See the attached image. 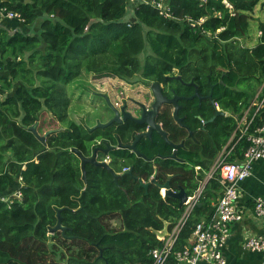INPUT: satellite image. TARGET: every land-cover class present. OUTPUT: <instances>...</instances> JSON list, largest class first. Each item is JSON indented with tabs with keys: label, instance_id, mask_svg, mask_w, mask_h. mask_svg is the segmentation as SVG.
Instances as JSON below:
<instances>
[{
	"label": "trees",
	"instance_id": "16d2710c",
	"mask_svg": "<svg viewBox=\"0 0 264 264\" xmlns=\"http://www.w3.org/2000/svg\"><path fill=\"white\" fill-rule=\"evenodd\" d=\"M228 1L231 9L222 0H165V17L159 0H0L21 16L18 24L39 31L0 26V198L19 184L22 194L9 208L0 199V264H153L150 252L164 243L158 233L167 238L185 211L159 185L170 178L173 192L192 196L222 152L226 162L243 159L249 146L240 138L244 115L249 133L264 122V23L255 45L240 42L261 0ZM83 71L96 80L157 82L186 97L194 93L187 85L193 81L201 104L180 102L184 126L167 104L156 120L178 145L175 157L154 132L137 142L141 157L125 147L110 152L111 167L131 175L115 183L106 169L86 164L84 183L72 149L88 156L96 141L126 146L146 127L127 120L90 130L71 121L66 87ZM47 115L56 129L43 131ZM218 177L215 171L204 184L164 264H178L175 253L213 214L222 191ZM58 210L65 230L49 235ZM113 219L119 227L111 226Z\"/></svg>",
	"mask_w": 264,
	"mask_h": 264
},
{
	"label": "built area",
	"instance_id": "2783aa9c",
	"mask_svg": "<svg viewBox=\"0 0 264 264\" xmlns=\"http://www.w3.org/2000/svg\"><path fill=\"white\" fill-rule=\"evenodd\" d=\"M131 3L137 0H128ZM205 2V0H201ZM222 3L231 9L228 0H222ZM155 5L160 9V13L165 17H169V8L165 4V0H159ZM16 20L22 23V18L18 13L9 10L0 3V24L4 21ZM203 22V18L198 21V24ZM258 38L261 32L257 33ZM261 103L259 104V107ZM243 120V119H242ZM241 120V121H242ZM240 121V123H241ZM239 123V125H240ZM250 122L245 119L241 124V137H246L249 142L248 148L243 153V159L239 162L229 163L224 161L223 152L218 156L211 170L206 174L204 180L196 190L189 196L184 204L185 211L170 235L166 238H161L164 241L161 248L153 249L150 252L153 264H164L166 261L173 243L175 242L176 234L180 229L194 205L198 202L204 184L213 176L215 171L218 172V180L221 185V196L214 205V211L208 220L200 221L196 224L191 235L189 243L184 248L175 253V258L178 264H198L199 262H208L211 264H226L222 250L229 238V228L232 223L240 222L244 217V211L239 208V184L251 174L252 164L260 159H264V122L262 126L249 133L248 127ZM128 168H123L122 172H127ZM199 167H195V171H199ZM21 181V179H20ZM18 181V184L19 182ZM20 186V184H19ZM14 190L13 194L8 197H1V201L5 202L8 208L14 201H20L22 198L19 187ZM163 196V195H162ZM252 215L255 219L264 221V200L257 199L253 206ZM244 248L260 253L264 258V237L249 238L244 243Z\"/></svg>",
	"mask_w": 264,
	"mask_h": 264
},
{
	"label": "rangeland",
	"instance_id": "374dc122",
	"mask_svg": "<svg viewBox=\"0 0 264 264\" xmlns=\"http://www.w3.org/2000/svg\"><path fill=\"white\" fill-rule=\"evenodd\" d=\"M259 23H264V7L260 9L258 4L251 14L247 35L240 40L243 46L251 47L256 44ZM144 57V54L141 55L140 60H143ZM149 84V82L128 84L109 77L96 80L91 74L83 71L78 78L66 87L67 94L70 97L68 117L71 121L90 128L106 123L113 118V104L115 102L121 104L122 101L127 100L129 104V99H133L147 102L148 104L150 98L144 92L147 93L149 91ZM260 89L261 86L257 92ZM44 119L45 125L43 131L56 129L59 126L48 115L44 116ZM105 156V158H110L109 154ZM105 160L108 162V159ZM121 163L120 161L118 164L120 165ZM111 226L113 228L119 227L117 219L111 221ZM64 251L66 252V250Z\"/></svg>",
	"mask_w": 264,
	"mask_h": 264
},
{
	"label": "water",
	"instance_id": "95a60500",
	"mask_svg": "<svg viewBox=\"0 0 264 264\" xmlns=\"http://www.w3.org/2000/svg\"><path fill=\"white\" fill-rule=\"evenodd\" d=\"M264 6V2L262 3V6ZM177 79H179V77H177ZM187 85L189 86H193L194 88V93L189 96V97H178V96H173L171 99H167L163 94H162V89L159 83L154 82L151 84L150 89H151V93L154 97L153 102L150 105V109H146V107L144 105H141V113H140V117L139 118H134L131 116V114L129 112L125 111V107H121L120 108V112L122 115V119L119 118V113L115 110L114 113V117L109 120L106 123L103 124H98L96 126H94L93 128H104L107 127L108 125L112 124V123H121L122 121H126V120H130L132 122H134L135 124L138 125H144L146 127V130L144 132L138 133L134 135L133 141L131 144H128L126 146H122L121 144H119V146L121 147H125L126 149H128L129 151H131L132 153H135L137 156L141 157V154L136 150V144L137 142L142 138V137H146V138H150L151 134L153 132L158 133L163 140L165 141V143L167 145H170L174 148V152L171 155V157H175V149L178 147V145L172 144L168 138H167V134L166 132H164L162 130L161 124H158L156 122V118L159 114V108L162 106V104L164 103H169L173 106L174 110L172 112V116L174 118V120L176 121L177 124H179L180 126H184L182 123V119L178 117V110L180 108V106L178 105L177 101L179 99H183V100H192L194 98H198L201 99V97L198 95V90L196 85L194 84L193 81H191L190 83H188ZM208 98L210 99L211 105L214 106V101L212 100L211 97V93L208 95ZM216 115H225L224 112H222L221 110H216ZM91 128V129H93ZM29 131L33 132L37 138H39L40 141H44V137H39L35 127H31L29 128ZM189 134L192 136V131L189 132ZM182 144H180L179 146H181ZM114 149L113 146H111L110 144L106 143L105 144V148L103 150H100V148H94L93 149V154L90 158H86L84 157L78 150L76 149H72L71 152L79 159L80 161V170H81V174H82V179L84 181V183L87 182L86 179V171H85V166L86 164H91L103 169H106L112 176L113 181L116 183L118 178L122 175H131V170H128L127 172H122V173H117L115 172L112 168H110V166L105 163V162H101L98 163L96 162V153L97 151H101L103 154L108 155L112 150ZM170 178L167 179V182L164 185H159L160 188V193L161 195H163V197H174L176 199L179 200V203L181 205H184L188 196L186 195V193L184 192L183 189H180L178 192H173L170 189L169 186V181ZM151 182L155 183V179H152ZM141 186L146 189L147 188V184H144L143 182H140ZM163 193V194H162ZM65 227L62 226L61 224V214H60V210L57 211V222L56 225L51 228L49 230L50 234H53L55 232H64ZM166 236V232H160L158 233V238H165Z\"/></svg>",
	"mask_w": 264,
	"mask_h": 264
},
{
	"label": "crops",
	"instance_id": "0c3cea01",
	"mask_svg": "<svg viewBox=\"0 0 264 264\" xmlns=\"http://www.w3.org/2000/svg\"><path fill=\"white\" fill-rule=\"evenodd\" d=\"M0 26L8 30L20 29L27 34L37 35L39 32L37 26L26 28L14 20L4 21ZM242 119L239 129L246 119V114ZM257 199L264 200V159L255 161L252 164L250 176L239 184L238 206L244 211V217L240 222L230 225L229 238L222 250L226 264H264V258L260 253L249 251L243 246L249 238L264 237V221L255 219L252 215ZM198 264L211 263L199 262Z\"/></svg>",
	"mask_w": 264,
	"mask_h": 264
},
{
	"label": "flooded vegetation",
	"instance_id": "af4514ba",
	"mask_svg": "<svg viewBox=\"0 0 264 264\" xmlns=\"http://www.w3.org/2000/svg\"><path fill=\"white\" fill-rule=\"evenodd\" d=\"M264 2V0H261L260 1V3H259V8L260 9H262L263 7H261L262 6V3ZM152 84V83H151ZM151 84L149 85V91L146 93V92H144L145 93V95H147V96H149V98H150V101L148 102V104H147V102H142V101H139V100H133V99H129V104L127 103V100H125V101H122L121 102V104H118V103H114L113 104V111H117L118 113H119V118L120 119H122L123 117H122V115H121V112H120V108L121 107H125V111L126 112H129L130 114H131V116L132 117H134V118H139L140 117V113H141V105H144L145 107H146V109H150V105H151V103L153 102V100H154V97H153V95H152V93H151V89H150V86H151ZM161 86V89H162V94L167 98V99H171L174 95L175 96H178V95H176L175 94V92H174V90L172 89V88H170V87H165V86H163V85H160ZM178 97H186V96H178ZM194 99H197L198 100V104H199V106H200V104H201V99H198V98H194ZM181 101H187V100H183V99H179L178 101H177V103H178V105L180 106V108H179V110H178V114H179V112H180V109L182 108V105H181ZM164 104H167V105H170L171 106V114H172V112H173V110H174V108H173V106L171 105V104H169V103H164ZM164 104H162V105H164ZM162 107V106H161ZM160 107V108H161ZM160 108H159V112H160ZM114 115H115V113H114ZM114 115H113V117H114ZM158 117V116H157ZM156 120H157V118H156ZM109 121V120H108ZM127 121V120H126ZM123 122H125V121H122L121 123H123ZM94 127V126H93ZM93 127H91V128H93ZM88 128H90V127H88ZM91 128H90V130H91ZM145 130H146V128H145ZM144 132V131H143ZM141 133V132H140ZM154 133V132H153ZM153 133L151 134V135H153ZM120 144V143H119ZM119 144L117 145V146H113V145H111V146H113L114 148L116 147L117 149H119V148H121V146H119ZM100 148V150H103L104 148H105V146L104 147H102L101 146V141H96L94 144H92L91 145V151H90V154L88 155V156H84V157H86V158H90L91 156H92V154H93V149L94 148ZM131 152V151H130ZM106 156H105V154H103L101 151H97V153H96V162H98V163H101V162H106L107 160H105V159H108V162H106L109 166H110V168H112L111 167V157H110V153H109V157L110 158H105ZM79 160V159H78ZM120 162V161H119ZM118 162V163H119ZM94 166V165H93ZM97 167V166H96ZM113 169V168H112ZM114 170V169H113ZM115 171V170H114ZM116 172V171H115ZM117 173H119V172H117Z\"/></svg>",
	"mask_w": 264,
	"mask_h": 264
}]
</instances>
